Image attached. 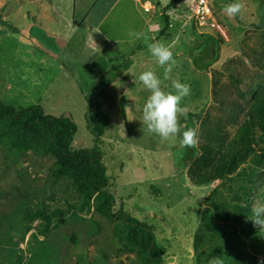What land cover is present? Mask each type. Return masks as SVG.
<instances>
[{"label": "rangeland", "instance_id": "1", "mask_svg": "<svg viewBox=\"0 0 264 264\" xmlns=\"http://www.w3.org/2000/svg\"><path fill=\"white\" fill-rule=\"evenodd\" d=\"M147 1L142 9L151 17L149 42L170 47L177 61L171 78L190 86L181 106L235 137L249 107L248 82L264 84V0H183L171 9L174 0ZM235 5L239 11L232 10ZM207 7L212 14L203 26ZM50 10L51 0H0V101L16 108L41 105L47 114L73 118L78 125L74 148L97 146L117 209L124 204L126 212L155 227L165 264H197L200 252L205 254L202 264L217 256L223 264H259L264 229L256 226L261 234L250 235V220L237 218L233 209L249 205L241 189L250 188L249 182L236 173L196 187L184 167L182 135L162 142L142 130V108L150 93L134 83V76L153 71L166 92L171 80H163V69L143 39L130 42L128 33L137 31L140 17L127 13L128 6L117 9L111 25L100 28L95 58H89V36L84 33L41 34L48 50L62 47L64 57L54 59L19 34ZM210 36L219 42L218 60L200 71L193 58ZM87 98L98 99L111 119L99 143L88 128ZM185 119L178 116L182 129L195 125V119ZM195 129L199 135L201 126ZM210 160H201L198 168L209 170L216 158ZM53 165L51 157L15 156L0 147V264H78L83 254L90 264H139L136 254L119 241L123 224L85 206L69 180L52 177ZM247 167L258 170L252 208L264 204L259 196L264 192V143L238 168ZM211 205H217V213ZM59 215L67 223L54 228Z\"/></svg>", "mask_w": 264, "mask_h": 264}, {"label": "trees", "instance_id": "2", "mask_svg": "<svg viewBox=\"0 0 264 264\" xmlns=\"http://www.w3.org/2000/svg\"><path fill=\"white\" fill-rule=\"evenodd\" d=\"M181 1L183 0H174L169 9ZM218 52V40L213 36L206 37L204 49L193 58L195 67L200 71L208 70L217 62ZM245 93V98L250 99L249 107L245 112L244 123L239 126L235 137L228 135L219 125L210 127L209 121L203 120L201 115L191 113L187 114L185 121L195 119V125H188L181 130L201 126L198 147L183 149L184 167L188 170L193 185L205 187L219 180L224 181L228 175L238 173L242 180L248 181L251 185L250 188L246 186L241 188L245 199L251 202L252 195L256 194L258 189V180L255 181L258 170L247 167L239 171L238 167L242 161L257 154V150L261 149L264 143V84H253L250 81ZM87 104L88 128L99 143L110 127L111 119L98 99L87 98ZM77 133L78 125L71 117L52 116L47 114L41 105L16 108L0 101L1 148L15 156L32 153L42 158L51 157L54 160L50 170L53 178L69 180L85 206H92L95 213L109 222L123 224V229L119 232V241L124 249L136 254L139 264H165V251L159 245L155 227L126 212L124 204L117 209L118 203L110 190V178L103 154L97 146L93 149H75ZM211 157H215L216 162L209 170H200L198 167L201 160H210ZM259 196L264 198V192ZM250 202L245 208L233 209L238 214L237 218L250 220V235L259 236L260 229H257L249 218L252 215ZM210 207L217 213V205ZM66 223L67 221L59 215V222L54 228ZM50 229L51 221L46 225L45 233H49ZM210 251L214 249L210 248ZM204 257L205 254L200 252L197 264H202ZM78 264H90L88 257L80 255Z\"/></svg>", "mask_w": 264, "mask_h": 264}, {"label": "clouds", "instance_id": "3", "mask_svg": "<svg viewBox=\"0 0 264 264\" xmlns=\"http://www.w3.org/2000/svg\"><path fill=\"white\" fill-rule=\"evenodd\" d=\"M239 7L235 5L232 10L239 11ZM128 36L130 42L143 39L148 52L163 69V80H171V90L166 92L161 86L162 80L153 71H144L138 77L134 76V83L139 82L150 93L142 108V130L156 134L162 142L181 134L182 138L179 141L181 150L197 148L199 135L196 129L187 128L181 133L183 126L178 116L184 115L186 118L187 109L182 107L180 102L190 94V86L171 78L173 68L177 64L172 50L162 41L150 43L149 37L138 31L130 30ZM251 211L252 215L249 218L254 226L264 229V204H254ZM208 264H223V261L217 256L209 259ZM259 264H264V257L259 258Z\"/></svg>", "mask_w": 264, "mask_h": 264}, {"label": "crops", "instance_id": "4", "mask_svg": "<svg viewBox=\"0 0 264 264\" xmlns=\"http://www.w3.org/2000/svg\"><path fill=\"white\" fill-rule=\"evenodd\" d=\"M145 1L148 2L147 0H51V10L44 16L43 20L40 23L34 24L27 31H21L19 34L36 43L48 56L54 59H62L64 57L62 47L56 49L55 52L48 50L39 39L40 35L47 36L48 34H53L55 37L56 35H64L67 32L75 34L84 33L89 36L87 41L90 44L89 48H86L89 53V58H95L100 50L98 43H95L100 28L105 23L111 25L109 22L111 16L117 12V9L123 8V5L128 6L127 13L131 12L133 16L137 14L136 17L134 16L135 18L140 17L141 21L137 25V31L139 30L144 34L150 31L149 23L151 17L142 9V2ZM149 2L150 6H153L152 1ZM83 7L85 10H82ZM112 25L114 26L115 23ZM134 25L135 23L133 21L131 26ZM33 35L38 37L39 40L33 37Z\"/></svg>", "mask_w": 264, "mask_h": 264}, {"label": "built area", "instance_id": "5", "mask_svg": "<svg viewBox=\"0 0 264 264\" xmlns=\"http://www.w3.org/2000/svg\"><path fill=\"white\" fill-rule=\"evenodd\" d=\"M146 11L148 12V11H150L149 9H146ZM212 14V12H211V9L210 8H205L204 9V14H203V18H202V25L203 26H205V25H207V23H208V18L210 17V15Z\"/></svg>", "mask_w": 264, "mask_h": 264}]
</instances>
